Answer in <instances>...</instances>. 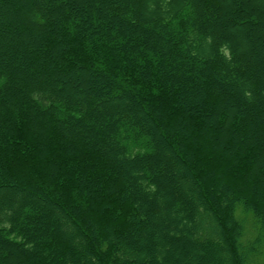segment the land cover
Instances as JSON below:
<instances>
[{
	"label": "trees",
	"instance_id": "trees-1",
	"mask_svg": "<svg viewBox=\"0 0 264 264\" xmlns=\"http://www.w3.org/2000/svg\"><path fill=\"white\" fill-rule=\"evenodd\" d=\"M0 264H264V0H0Z\"/></svg>",
	"mask_w": 264,
	"mask_h": 264
}]
</instances>
